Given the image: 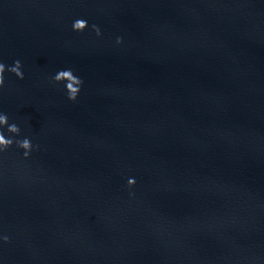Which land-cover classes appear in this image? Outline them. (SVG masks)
Returning a JSON list of instances; mask_svg holds the SVG:
<instances>
[{
	"label": "water",
	"instance_id": "obj_1",
	"mask_svg": "<svg viewBox=\"0 0 264 264\" xmlns=\"http://www.w3.org/2000/svg\"><path fill=\"white\" fill-rule=\"evenodd\" d=\"M0 64V264H264V0H0Z\"/></svg>",
	"mask_w": 264,
	"mask_h": 264
},
{
	"label": "clouds",
	"instance_id": "obj_2",
	"mask_svg": "<svg viewBox=\"0 0 264 264\" xmlns=\"http://www.w3.org/2000/svg\"><path fill=\"white\" fill-rule=\"evenodd\" d=\"M88 27V24L84 20H77L73 24V30L76 32H83ZM93 30L96 32L97 36L100 35V30L98 27L93 26ZM117 44L122 43L121 38H117ZM21 64L19 61L15 62V65L8 69L11 73H13L17 78L23 79V73L21 72ZM4 72H5V66L3 64H0V88L4 85ZM54 80L56 83H64L65 88L68 94V99L70 101H75L79 91L80 86L82 85V80L76 77L71 69L67 70H60L55 76ZM0 127H7L8 132L13 135H19V128L17 125L8 124V118L6 115H0ZM13 143H16V145L24 150L25 158H27L28 154L32 150V145L30 141L25 138L22 141H13L11 138H5L3 132H0V151L7 150L8 148L12 147ZM129 187H133L135 185V179H129L128 180ZM5 242H7L8 238H3Z\"/></svg>",
	"mask_w": 264,
	"mask_h": 264
}]
</instances>
